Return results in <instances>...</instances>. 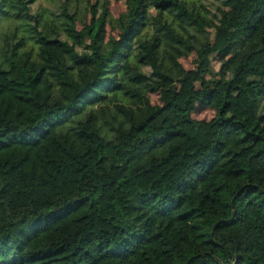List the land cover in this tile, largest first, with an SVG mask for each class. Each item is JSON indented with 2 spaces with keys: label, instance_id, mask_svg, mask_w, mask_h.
<instances>
[{
  "label": "trees",
  "instance_id": "trees-1",
  "mask_svg": "<svg viewBox=\"0 0 264 264\" xmlns=\"http://www.w3.org/2000/svg\"><path fill=\"white\" fill-rule=\"evenodd\" d=\"M42 1L0 0V264H264V0Z\"/></svg>",
  "mask_w": 264,
  "mask_h": 264
},
{
  "label": "rangeland",
  "instance_id": "rangeland-1",
  "mask_svg": "<svg viewBox=\"0 0 264 264\" xmlns=\"http://www.w3.org/2000/svg\"><path fill=\"white\" fill-rule=\"evenodd\" d=\"M60 0H45L42 1V7L47 8L48 6L50 8H57L59 5ZM77 4L80 6V10L77 14V16L81 15V20H90L92 12H95V15L98 16L102 12V4L105 3L108 8V13L112 17H116L119 13H121L125 9V0H77ZM77 26L79 28H82L81 21L77 22ZM108 32H110L108 27ZM225 56V53H217L216 59L213 60V67L216 69L218 67V64L220 60ZM182 64L186 68H193L195 64V54H190L189 56L182 57L180 59ZM152 102H157L158 97L155 94L151 95ZM214 114V111L207 106L204 107H197L193 115L196 118H206L209 119Z\"/></svg>",
  "mask_w": 264,
  "mask_h": 264
}]
</instances>
